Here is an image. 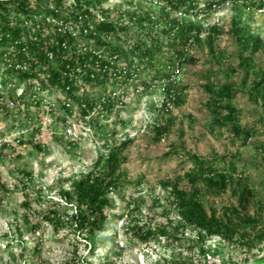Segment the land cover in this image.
<instances>
[{
	"label": "trees",
	"instance_id": "obj_1",
	"mask_svg": "<svg viewBox=\"0 0 264 264\" xmlns=\"http://www.w3.org/2000/svg\"><path fill=\"white\" fill-rule=\"evenodd\" d=\"M148 1L161 5L159 14L141 8L109 9L106 0H0V112L13 116L3 100L4 92L13 87L15 95L8 102L20 111L23 107L26 120H30L33 106L42 109L49 105L54 111L53 102H44L41 96L56 94L61 96L57 102L62 112L59 121L64 126L71 127L70 119L77 115L80 121L93 115L107 118L123 105L118 88L124 92L143 70L151 76V82H165L162 111L169 119L152 127L159 142L172 133L178 120L172 115L173 108L186 103L187 86L176 78L184 68L197 63L191 52L199 48L207 51L211 67H222L228 79L243 73L237 88L231 82H214L210 71L204 90L209 97L205 108L212 118L211 127L227 129L242 146H247L258 135V129L243 125L234 100L239 92L247 93L260 109L259 122L264 125V69L255 61L264 51V39L243 19V11L238 9L241 0ZM229 2L236 15L227 33L237 45L238 67L228 65L226 69L227 53L218 45L224 33L222 27H205L194 23L190 16L209 14ZM242 9H264V0H243ZM141 84L150 87L148 81ZM21 87L22 94L17 96L16 89ZM94 122L90 120L89 125ZM13 127L17 128L16 124ZM40 133L35 127L33 139L26 142L20 135L17 141L41 151L42 145L36 142V134ZM132 143V139H124L108 145L88 172L72 179L70 189L61 190L64 207L52 202L48 212L47 221L53 230L69 228L82 236L90 255L95 254L99 240L106 238L105 227L115 207V196L125 199L126 189L141 184L132 179L127 167V150ZM10 146L3 144V148ZM181 149L185 150L183 145L173 144L166 157L181 156ZM257 149L264 162V143ZM185 156L191 167L183 175L160 183L177 217V225L172 227L175 222H170L172 230H195L204 257L207 252L203 243L212 238L250 249L260 246L258 255L244 264H264V186L261 191L256 188L251 172L262 165L264 173V163L244 159L240 154ZM228 192L238 204L221 205L220 210L214 207L209 198H221ZM252 201L259 204L255 215L247 213ZM127 207V216L140 211L132 202ZM124 228L125 234L141 243L158 237L173 238L170 227L152 228L133 218Z\"/></svg>",
	"mask_w": 264,
	"mask_h": 264
},
{
	"label": "rangeland",
	"instance_id": "obj_2",
	"mask_svg": "<svg viewBox=\"0 0 264 264\" xmlns=\"http://www.w3.org/2000/svg\"><path fill=\"white\" fill-rule=\"evenodd\" d=\"M242 2L237 7L243 11V19L264 39V9L244 11ZM105 7L127 10L141 8L152 14L161 11L159 3L148 0H106ZM234 15L236 9L229 2L209 14L190 16L194 23L205 27H222L224 33L218 45L227 53L226 69L228 65L238 67L237 45L227 33ZM191 54L197 63L184 68L176 78V81L187 86L186 103L173 108L172 115L178 120L172 133L159 142L154 137L152 127L157 123L164 124L169 119L162 111L165 82H151V76L143 70L124 92L122 88L116 91L122 93L123 101L116 113L103 119L93 115L91 119L81 121L77 115L76 119H70L71 127L59 121L62 117L57 102L60 94L42 95V101L53 102L54 111L49 105L42 109L33 106L29 112L30 120H26L24 108L20 111L8 102L15 95V89L8 88L4 92L3 100L12 109L13 116L7 117L0 112V133L4 135H0V264H85L84 259H88L90 264H244L246 259L252 260L258 255L260 246L250 249L212 238L203 243V249L207 252L204 257L195 230L187 228L178 233L172 230L177 225V217L160 183L183 175L191 167L185 153L202 157L240 154L244 159L263 162L257 149L260 143H264V125L259 122L261 112L249 100L247 93L239 92L234 100L241 112L243 125L258 129V135L247 146H242L227 129L212 128V118L205 108L209 97L204 85L209 72L214 73V82H231L239 88L242 71L228 79L222 67H211L207 51L195 48ZM255 61L260 69H264V51L255 57ZM142 81H148L150 87L144 88ZM16 90L17 96H20L22 87ZM90 120L95 124L89 125ZM14 124L17 128L13 127ZM35 127L41 130L40 134H36V142L43 147L41 151L17 141L20 135H24L26 142L33 139ZM124 139L133 140L127 150V167L132 179L141 184L126 189L125 199L115 196V207L109 212L105 227L106 238L99 240L98 249L90 255L82 236L69 228L58 232L53 230L47 221L48 212L52 202H60L61 190L70 189L72 179L88 172L98 156L106 153L108 145ZM5 143L11 146L3 148ZM173 144L183 145L185 150H180L181 156L166 157ZM251 172L253 183L261 191L264 186L262 165L252 168ZM209 199L219 210L221 205L238 204L237 198L230 192L221 198ZM27 202L31 207L25 206ZM128 202L135 203L140 209L132 217L127 216ZM59 207L63 208L64 204L60 202ZM258 207L259 204L252 201L247 206V213L255 215ZM131 218L152 228L170 227L173 238L158 237L148 243L133 240L125 234L124 228ZM170 222L175 224L171 227ZM35 248L39 252L35 253Z\"/></svg>",
	"mask_w": 264,
	"mask_h": 264
},
{
	"label": "built area",
	"instance_id": "obj_3",
	"mask_svg": "<svg viewBox=\"0 0 264 264\" xmlns=\"http://www.w3.org/2000/svg\"><path fill=\"white\" fill-rule=\"evenodd\" d=\"M177 73H179V71H177Z\"/></svg>",
	"mask_w": 264,
	"mask_h": 264
}]
</instances>
